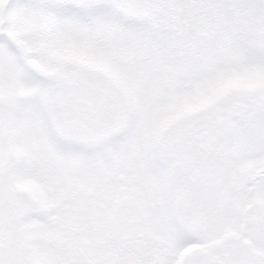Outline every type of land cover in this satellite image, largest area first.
Wrapping results in <instances>:
<instances>
[{"label": "snow or ice", "instance_id": "obj_1", "mask_svg": "<svg viewBox=\"0 0 264 264\" xmlns=\"http://www.w3.org/2000/svg\"><path fill=\"white\" fill-rule=\"evenodd\" d=\"M0 264H264V0H0Z\"/></svg>", "mask_w": 264, "mask_h": 264}]
</instances>
